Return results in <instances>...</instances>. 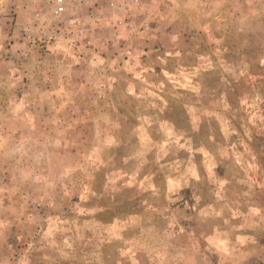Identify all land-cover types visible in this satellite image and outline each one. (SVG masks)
<instances>
[{"label":"rangeland","instance_id":"1","mask_svg":"<svg viewBox=\"0 0 264 264\" xmlns=\"http://www.w3.org/2000/svg\"><path fill=\"white\" fill-rule=\"evenodd\" d=\"M53 2L0 0V264H264V0Z\"/></svg>","mask_w":264,"mask_h":264},{"label":"built area","instance_id":"2","mask_svg":"<svg viewBox=\"0 0 264 264\" xmlns=\"http://www.w3.org/2000/svg\"><path fill=\"white\" fill-rule=\"evenodd\" d=\"M79 1L80 0H54L56 7L55 8L56 14L61 15L65 13L68 5L78 3ZM86 1H92V0H86Z\"/></svg>","mask_w":264,"mask_h":264},{"label":"crops","instance_id":"3","mask_svg":"<svg viewBox=\"0 0 264 264\" xmlns=\"http://www.w3.org/2000/svg\"><path fill=\"white\" fill-rule=\"evenodd\" d=\"M98 1L99 0H92V1H90L89 3H87V4H85V5H87L88 6V8L90 7H92V6H97L99 3H98ZM52 2H53V0H52ZM32 4V3H31ZM53 4H55L54 2H53ZM54 6V5H53ZM84 7H86V6H84ZM31 8H33L34 9V7H31ZM82 9L80 8V10L79 11H81Z\"/></svg>","mask_w":264,"mask_h":264}]
</instances>
